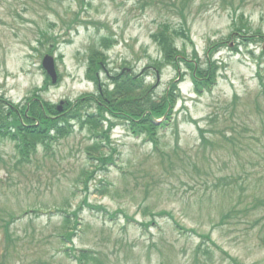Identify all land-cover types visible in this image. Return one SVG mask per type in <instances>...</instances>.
I'll use <instances>...</instances> for the list:
<instances>
[{
    "label": "rangeland",
    "instance_id": "374dc122",
    "mask_svg": "<svg viewBox=\"0 0 264 264\" xmlns=\"http://www.w3.org/2000/svg\"><path fill=\"white\" fill-rule=\"evenodd\" d=\"M183 5L184 18L177 14ZM164 21L184 24L189 38H176L184 58L165 56L152 38ZM46 54L55 56L56 84L42 68ZM194 64L215 73L210 88L202 80L194 88ZM128 73L153 85L158 102L175 80L179 97L172 114L171 106L165 111V128L160 122L162 129L138 137L122 113L104 109L111 118L94 134L85 122ZM34 103L44 113L27 119L31 127L74 111L82 117L47 148L38 145L29 161L13 140L0 138L3 264H79L85 249L95 256L90 264H231L207 238L237 264H264V209L219 222L224 199L214 208L210 200L216 182H233L222 176L236 169L234 146L242 149L255 134L244 128L231 147L222 133L249 121L264 128V0H0V111L13 116ZM147 112L125 110L126 122L136 124ZM199 125L219 136L212 157L199 148ZM258 136L249 146L262 157L264 132ZM97 141L102 151L93 154ZM102 155L107 158L97 160Z\"/></svg>",
    "mask_w": 264,
    "mask_h": 264
},
{
    "label": "trees",
    "instance_id": "16d2710c",
    "mask_svg": "<svg viewBox=\"0 0 264 264\" xmlns=\"http://www.w3.org/2000/svg\"><path fill=\"white\" fill-rule=\"evenodd\" d=\"M184 2H186V0H184ZM185 10L186 5H183L181 7V10H179L177 14L180 17L184 18ZM183 31L186 30H184V24L182 22L180 26H173L169 21H164L161 22L157 31L152 35V38L158 44L161 52L164 53L165 56H169L173 60L182 59L184 57L181 56L182 53L178 50V46L176 45V38L179 37V34L181 33L183 35V38L188 39L189 36ZM95 57L96 55L90 58V63H92V65L94 62H96ZM132 75L133 74L130 73L121 75L120 78L117 79V88L110 93H106L107 100H104L103 98L99 100L97 108L99 112L91 114V116L85 122V124L89 126L90 131H92L94 134L99 133L96 132L98 126L105 119L106 112L104 111V109H111L113 113L117 115L122 113L126 125L136 134H146L148 132L151 134L156 133L160 129V125L156 123L155 117H163L166 109L168 110L169 106H171V113L178 97L176 95L177 91L174 87V83L170 85L171 94L169 96H164L162 98V101L158 102L154 101L152 98L154 86L148 84L144 79L134 78L132 77ZM210 75L211 78L208 80V77ZM201 80L204 87L210 88L212 84L210 83V80H215V73L210 71L209 69L203 70L195 66L194 64V83L197 91L199 82ZM125 110H127V112L131 111L134 113L141 112V114H144L148 110L149 111L146 113V115L137 117V120H132V122H137L136 124H130L126 122ZM42 111L44 113L42 106L38 103H34L29 106V114H26L24 110L20 113L16 112V115L10 116V112L2 113V111H0V138H9L15 142L17 151L22 161H29L31 159V154L37 151L38 145H42L47 148L49 146L50 140L67 135L69 133V126L72 123L71 121L74 120L76 121V123H79L82 117L78 111H74L72 112L70 118L59 117L55 118L54 121L45 120L44 123L41 122L40 129H38V127L36 126L31 127L29 124H25L26 121H28L27 119H34L32 115H34L36 119L39 116L41 117ZM150 111L155 114V116L149 113ZM63 115L65 114L63 113ZM138 119L142 120L138 121ZM22 120H24L23 124ZM32 123H35V121H33ZM60 123L62 124L59 126ZM209 124L213 125L212 122H210ZM246 127H250L255 134L254 136H247L246 138H244L248 142L243 143L242 149L236 150V146L234 145L238 143L240 139L239 136L241 137L242 131ZM2 128H8L7 132L3 133ZM10 128H12L13 130ZM13 132H16L17 134H14L12 136L11 133ZM263 132L264 128L255 126V123L249 121L248 124L245 122H241L237 125V128H232L231 130H228L226 132L224 131V134L222 133L221 135H224L227 138V140L229 141L228 142L226 140L227 144H229L231 147L234 146V159L236 169L232 173L222 176V180L226 181L227 178H229L233 180V182L230 183L228 187H222L220 185V182H216L217 184L215 186V190L219 195L215 196L216 193H214L210 196L213 208L216 206L219 198L224 199L220 204V222H226L230 218H232L234 214L240 213L246 214L248 216L251 215L250 217L252 218L256 215V213H251L253 210H255V208L264 209V190L256 191L253 188V185H264V156L261 157L258 151L254 153L252 148L249 146L250 141L260 142L263 136L258 135ZM209 136H213L214 138H211ZM200 137V149L203 150L205 155L212 157L213 152L215 153L217 151L216 145L219 141V136H217L216 130L210 132L208 128H201ZM99 143L101 142L97 141L96 143L92 144L89 151H92L93 154L101 153L102 148L100 147ZM253 154L255 156H253ZM106 158L107 156L102 155L97 158V160H104ZM257 167H262L263 169H258L261 170L260 173H253L255 171H258ZM214 179H216V177ZM252 188L253 190H251V192L248 191ZM63 205L66 206L65 204ZM239 206H244V209H238ZM80 207L81 205L78 204L76 209L80 210ZM62 211L64 212V214L67 213L66 208H62ZM75 215L78 217V214L75 213ZM210 216L213 217L212 215ZM225 218L228 220H225ZM214 220H216V218H212V221ZM8 224L9 223H6L5 225L7 228L6 241H9L11 239V236L9 235ZM161 238L163 239L164 237L162 236ZM207 239L209 247L214 246L217 249L221 248L214 241H212L211 238ZM201 250V245H198L196 248V253L198 254ZM221 252L226 254L227 258L230 259L231 264H237V258L227 254L224 250H222ZM205 256L206 261L208 262L212 259L213 251L211 252L210 250L205 252ZM197 258L199 259V261H201L199 256H197ZM93 260H95V256H93V254L90 253L89 250H83L82 254L78 256V262L80 264L89 263ZM0 264H3V261H0Z\"/></svg>",
    "mask_w": 264,
    "mask_h": 264
},
{
    "label": "water",
    "instance_id": "95a60500",
    "mask_svg": "<svg viewBox=\"0 0 264 264\" xmlns=\"http://www.w3.org/2000/svg\"><path fill=\"white\" fill-rule=\"evenodd\" d=\"M44 66L47 68V70L49 71V73L52 75L54 81L57 78V74H56V70H55V66H54V59L51 56H46L45 60H44Z\"/></svg>",
    "mask_w": 264,
    "mask_h": 264
}]
</instances>
